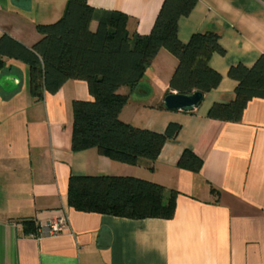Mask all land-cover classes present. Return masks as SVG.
Returning <instances> with one entry per match:
<instances>
[{
	"label": "crops",
	"instance_id": "0c3cea01",
	"mask_svg": "<svg viewBox=\"0 0 264 264\" xmlns=\"http://www.w3.org/2000/svg\"><path fill=\"white\" fill-rule=\"evenodd\" d=\"M97 10L128 15L127 29L149 34L163 0H87ZM67 0H0V34L30 47L36 26L58 20ZM96 23H92L95 28ZM219 34L224 54L209 66L219 85L192 111L169 110L163 99L176 58L160 49L143 77L118 92L128 96L120 119L163 133L180 126L153 161H113L95 148L71 149L73 100H91L87 83L67 80L37 99L27 64L4 58L0 70V264H264V98L248 102L242 119L207 116L233 97L232 65L252 66L264 54V0H197L178 21L177 36ZM184 150L202 159L198 172L177 166ZM70 175L131 176L178 192L171 218L130 219L77 211L67 205ZM62 217V230L43 227ZM33 220L34 233L23 232Z\"/></svg>",
	"mask_w": 264,
	"mask_h": 264
},
{
	"label": "trees",
	"instance_id": "16d2710c",
	"mask_svg": "<svg viewBox=\"0 0 264 264\" xmlns=\"http://www.w3.org/2000/svg\"><path fill=\"white\" fill-rule=\"evenodd\" d=\"M197 0H163L149 34L127 29L129 17L118 10H97L87 0H67L61 17L38 24L40 38L30 47L10 35L0 34V70L4 58L29 67V88L37 99L55 93L70 79L87 83L91 100H73L71 149L95 148L109 159L135 165L139 159H156L166 140L173 139L180 126L169 123L163 133L135 127L119 117L128 96L122 86H133L160 49L177 60L167 92L206 94L216 88L221 75L208 62L213 53L223 55L219 34L213 31L192 34L184 44L177 36L180 17L187 16ZM95 22V28L92 23ZM228 76L237 82L233 97L214 103L207 116L238 122L248 102L264 98V54L250 67L232 65ZM202 159L189 150L177 166L198 172ZM176 190L131 176L70 175L67 205L77 211L130 219H169L175 211ZM33 220L23 221V232L34 233Z\"/></svg>",
	"mask_w": 264,
	"mask_h": 264
},
{
	"label": "water",
	"instance_id": "95a60500",
	"mask_svg": "<svg viewBox=\"0 0 264 264\" xmlns=\"http://www.w3.org/2000/svg\"><path fill=\"white\" fill-rule=\"evenodd\" d=\"M203 100V94L195 91L191 94L170 93L163 99V105L169 110L189 112L197 108Z\"/></svg>",
	"mask_w": 264,
	"mask_h": 264
},
{
	"label": "built area",
	"instance_id": "2783aa9c",
	"mask_svg": "<svg viewBox=\"0 0 264 264\" xmlns=\"http://www.w3.org/2000/svg\"><path fill=\"white\" fill-rule=\"evenodd\" d=\"M63 223H64V220L62 219V217L54 219L48 225L43 227L42 233L44 235H51V236L56 235L62 230Z\"/></svg>",
	"mask_w": 264,
	"mask_h": 264
}]
</instances>
